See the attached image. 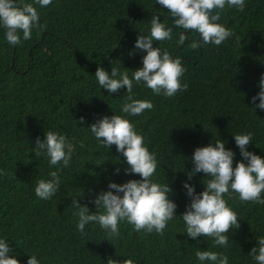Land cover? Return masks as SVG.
Returning a JSON list of instances; mask_svg holds the SVG:
<instances>
[{
	"label": "trees",
	"instance_id": "trees-1",
	"mask_svg": "<svg viewBox=\"0 0 264 264\" xmlns=\"http://www.w3.org/2000/svg\"><path fill=\"white\" fill-rule=\"evenodd\" d=\"M36 6L41 26L31 39L10 46L0 29V236L9 239L21 264H26L27 254L37 255L41 264H107L109 256L132 258L136 264H199L198 248L223 252L230 264H256L248 253L255 238L264 235V205L241 201L236 194L226 198L241 219L240 227L225 248L214 246L211 238L201 237L197 243L187 237L179 217L162 235L137 232L127 222L120 224L118 238L109 237L99 225L87 226L86 235L76 230L73 198L84 196L80 203L95 211L89 188L107 190L109 176L117 183L139 178L124 175L127 165L113 163L118 162L113 157L124 159L115 145L110 155L86 128L100 116L119 114L127 95L122 88L109 97L99 87L97 64L109 73L110 61L122 60L131 70L142 67L146 53L128 56L138 32H148L153 15L168 25L172 18L155 0H53L48 7ZM219 22L233 32L219 46L192 49L195 34L180 44L175 31L172 41L154 42L182 57L186 90L166 97L142 85L134 89L135 98L151 99L154 108L129 119L157 153L156 178L166 177L173 187L177 215L189 202L181 186L185 157L205 146L216 129L237 160L241 157L231 134L238 132L251 131L248 150L264 156V110L250 109L264 73V0H247L242 12L226 9ZM49 128L65 134L73 148L70 165L60 170L59 192L44 201L34 188L51 169L32 147ZM115 167L121 168L120 175H111ZM185 168L191 170L192 164L186 162ZM202 177L199 173L190 181L197 192L204 188Z\"/></svg>",
	"mask_w": 264,
	"mask_h": 264
},
{
	"label": "clouds",
	"instance_id": "clouds-1",
	"mask_svg": "<svg viewBox=\"0 0 264 264\" xmlns=\"http://www.w3.org/2000/svg\"><path fill=\"white\" fill-rule=\"evenodd\" d=\"M52 3L53 0H0V29L4 30V39L8 44L16 46L21 44L22 39H31L33 30L41 26L36 5L45 8ZM155 4L168 10L172 24L161 22L160 15H153L148 32H138L128 56L146 53L141 56L142 67L131 70L123 66L122 60L110 61L109 73L100 63L97 64L94 77L99 87L107 90L109 97L122 88H126L127 95L119 114L112 111V115L100 116L86 127L97 143L109 150L110 155L111 147L115 145L116 152L124 159L121 161L117 156L113 158L118 162L111 161L117 165H127L123 168L124 175H138L139 178L117 183L109 176L107 190L89 188V203L94 204L95 211L89 208L88 203H80L84 196L73 198L70 207L78 218L76 230L86 235L87 226L99 225L109 237L118 238L120 224L127 222L137 232L162 235L169 222L179 217L184 225L183 234L187 237L196 239L197 243L201 237L211 238L214 246L225 248L229 245L231 233L240 227L241 220L228 198L236 194L241 201L264 205V156L248 150L253 142V133L231 134L241 157L237 160L236 152L227 147L228 142L220 138L212 125L216 129L215 133L211 132L212 139L205 146L196 147L190 157H185L182 171L186 179L181 181V186L189 202L185 205V211L177 215L178 205L171 198L175 195L173 187L166 177L163 181L156 178L160 166L157 153L149 149L144 135L129 117L140 116L154 108L151 99L135 98L134 89L137 85L151 89L155 95L166 97H173L188 88L187 83L182 82L185 72L182 57L172 56L154 42L172 41L175 31L179 33L180 44L195 34L190 43L192 49L205 45L219 46L233 37L232 30L219 22L221 15L231 8L244 11L247 0H155ZM256 87L259 90L251 97L250 108L255 112L257 109L264 110V73ZM79 121L83 124L84 118L81 117ZM72 148L65 134L51 128L44 130L43 139L36 137L33 153L46 158L51 169L46 178L36 181L34 192L40 200H51L59 192L62 183L60 170L70 165ZM186 162L192 164L191 170L185 168ZM104 163H98L97 166ZM120 173L121 168L115 167L111 175ZM199 173L203 174L201 183L204 188L197 192L196 185L190 181ZM255 239L257 243L248 255L256 264H264V235ZM13 251L9 239L0 236V264H21L19 256L14 255ZM27 256L26 264H41L37 255ZM195 257L199 264H230L228 255L208 248H198ZM106 262L136 264L132 258L117 259L113 256H109Z\"/></svg>",
	"mask_w": 264,
	"mask_h": 264
}]
</instances>
